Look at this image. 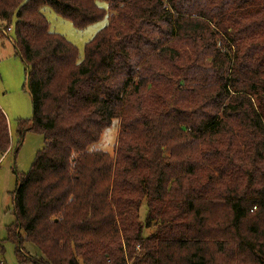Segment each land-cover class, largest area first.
Returning a JSON list of instances; mask_svg holds the SVG:
<instances>
[{
    "label": "trees",
    "instance_id": "obj_1",
    "mask_svg": "<svg viewBox=\"0 0 264 264\" xmlns=\"http://www.w3.org/2000/svg\"><path fill=\"white\" fill-rule=\"evenodd\" d=\"M43 6L108 23L79 59ZM12 19L32 100L16 132L43 137L16 173L17 264H264V0H0Z\"/></svg>",
    "mask_w": 264,
    "mask_h": 264
},
{
    "label": "rangeland",
    "instance_id": "obj_2",
    "mask_svg": "<svg viewBox=\"0 0 264 264\" xmlns=\"http://www.w3.org/2000/svg\"><path fill=\"white\" fill-rule=\"evenodd\" d=\"M99 5L106 7L102 1ZM48 21L51 31L61 34L78 50L79 59L83 57L84 45L96 32L108 23V14L103 18L85 26L76 28L70 20L61 17L50 7L41 8ZM0 20V26H1ZM14 19L7 29H0V108L7 117L11 149L0 155V241L3 251L0 252V262L17 264L15 244L6 239L8 227L14 222V205L12 193L15 190L16 173L22 174L29 170L38 150L43 146L40 133L27 130L22 138L16 132L17 120L29 119L32 115V100L26 84V66L13 46ZM118 127L116 123L105 129L96 147L114 153ZM146 211L144 204L140 207V219ZM152 228L145 229V234ZM24 249L31 256L41 255L39 250L30 242L23 244Z\"/></svg>",
    "mask_w": 264,
    "mask_h": 264
},
{
    "label": "crops",
    "instance_id": "obj_3",
    "mask_svg": "<svg viewBox=\"0 0 264 264\" xmlns=\"http://www.w3.org/2000/svg\"><path fill=\"white\" fill-rule=\"evenodd\" d=\"M7 152H8V151H7ZM7 152H6V153H7ZM6 153H4V154H6ZM4 154H3V155H4Z\"/></svg>",
    "mask_w": 264,
    "mask_h": 264
}]
</instances>
